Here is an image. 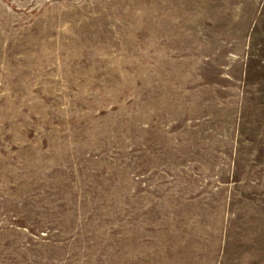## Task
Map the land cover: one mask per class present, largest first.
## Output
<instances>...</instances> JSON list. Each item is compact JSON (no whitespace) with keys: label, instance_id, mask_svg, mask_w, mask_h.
<instances>
[{"label":"rangeland","instance_id":"rangeland-1","mask_svg":"<svg viewBox=\"0 0 264 264\" xmlns=\"http://www.w3.org/2000/svg\"><path fill=\"white\" fill-rule=\"evenodd\" d=\"M0 264H264V0H0Z\"/></svg>","mask_w":264,"mask_h":264}]
</instances>
